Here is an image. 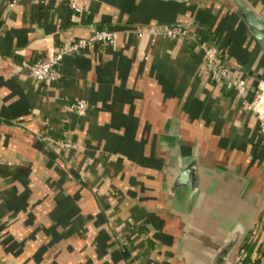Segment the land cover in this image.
I'll return each instance as SVG.
<instances>
[{
    "label": "crops",
    "instance_id": "crops-1",
    "mask_svg": "<svg viewBox=\"0 0 264 264\" xmlns=\"http://www.w3.org/2000/svg\"><path fill=\"white\" fill-rule=\"evenodd\" d=\"M9 1L0 0V259L264 264V139L245 105L264 53L234 1L79 0L76 15L65 0ZM243 1L264 23V0ZM152 25L183 32L151 38ZM102 28L113 43L65 51L53 80L28 74L53 47ZM199 40L219 49L242 94L209 78ZM191 161L189 199L190 183L175 178Z\"/></svg>",
    "mask_w": 264,
    "mask_h": 264
},
{
    "label": "built area",
    "instance_id": "built-area-1",
    "mask_svg": "<svg viewBox=\"0 0 264 264\" xmlns=\"http://www.w3.org/2000/svg\"><path fill=\"white\" fill-rule=\"evenodd\" d=\"M19 0H10V3ZM30 2L42 3L44 0H27ZM72 14H79L83 6L79 0H65ZM146 31L154 38L156 36L173 38L183 32L182 29L175 25H152ZM144 29H136V34L141 35ZM115 40V32L102 28L94 29L86 36H78L68 42H63L53 47L45 56L33 60L29 66L28 74L33 76L38 81H49L57 77V64L62 54L67 50H76L88 43H97L100 46H105L113 43ZM199 46L202 50V59L208 71L209 78L212 80L221 81L226 87H233L236 91L242 94L245 90V84L242 79L231 78L228 75L226 65L221 61L219 49L211 42L199 40ZM246 107L253 112L257 119L258 134L261 139H264V79H258L250 97L245 101ZM73 107L77 112L82 113L85 110V103L82 99H77L73 103ZM63 146H70L66 142H57ZM0 264H6L0 259Z\"/></svg>",
    "mask_w": 264,
    "mask_h": 264
},
{
    "label": "water",
    "instance_id": "water-1",
    "mask_svg": "<svg viewBox=\"0 0 264 264\" xmlns=\"http://www.w3.org/2000/svg\"><path fill=\"white\" fill-rule=\"evenodd\" d=\"M237 5L239 14L247 25V28L254 39L259 44L264 53V23L259 16L251 9L250 5L243 0H233ZM176 183H190L189 199H191L196 187V173L194 162L191 161L184 168L180 169L176 178ZM234 244V238L227 239L216 251V256L219 261L226 258L227 253Z\"/></svg>",
    "mask_w": 264,
    "mask_h": 264
}]
</instances>
